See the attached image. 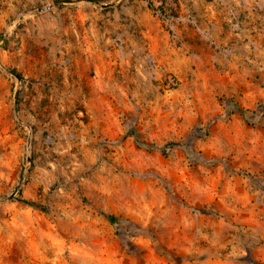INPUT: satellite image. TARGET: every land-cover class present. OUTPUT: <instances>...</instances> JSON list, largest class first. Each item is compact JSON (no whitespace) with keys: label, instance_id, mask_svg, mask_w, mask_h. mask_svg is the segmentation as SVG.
<instances>
[{"label":"rangeland","instance_id":"1","mask_svg":"<svg viewBox=\"0 0 264 264\" xmlns=\"http://www.w3.org/2000/svg\"><path fill=\"white\" fill-rule=\"evenodd\" d=\"M150 1L0 0V264H264V0Z\"/></svg>","mask_w":264,"mask_h":264},{"label":"trees","instance_id":"2","mask_svg":"<svg viewBox=\"0 0 264 264\" xmlns=\"http://www.w3.org/2000/svg\"><path fill=\"white\" fill-rule=\"evenodd\" d=\"M146 3H147V7L150 9V10H153L155 12H159L161 15H163V11H161V8H154L152 2L150 0H145ZM14 77H18L14 72H10ZM240 113H242L243 116H245V112H243L242 110H240ZM173 144H169V145H166V146H163V151H165L168 147L172 146ZM21 203L27 205V206H31V207H38L36 204L32 203V202H28L26 200H20ZM107 220L110 222V223H113L115 221V218L113 216H108L107 217Z\"/></svg>","mask_w":264,"mask_h":264}]
</instances>
